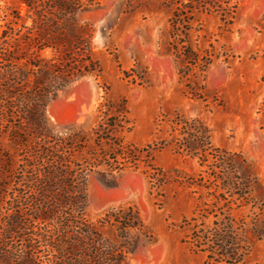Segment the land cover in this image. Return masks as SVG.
<instances>
[{
	"label": "rangeland",
	"instance_id": "rangeland-1",
	"mask_svg": "<svg viewBox=\"0 0 264 264\" xmlns=\"http://www.w3.org/2000/svg\"><path fill=\"white\" fill-rule=\"evenodd\" d=\"M231 1L238 8L231 25L217 13L195 15L186 40L200 59L209 55L212 63L206 72L200 65L190 66L187 77H181L182 57L172 47L173 9L167 0H102L78 13L79 21L94 29L93 57L101 73L60 91L48 103L46 115L57 134L81 132L85 151L99 149L95 130L117 124L110 139L120 142V150L132 154L134 163L119 158L121 171L103 167L90 174L86 216L97 223L112 208L138 210L146 233L132 230L126 241L110 226L100 229L112 242L129 244L126 264L230 262L211 255L200 239L216 220H205L202 212L217 202L201 185H210L217 194L211 173L218 169L212 160L201 166L198 158L178 148L184 138L182 123L200 121L212 146L242 157L264 187V0ZM15 9L26 13L17 1L0 0V35ZM187 84L199 85L203 99L193 97ZM8 143L0 140L11 150ZM224 204L218 207L236 223L235 264H264V214L240 201L223 209Z\"/></svg>",
	"mask_w": 264,
	"mask_h": 264
},
{
	"label": "trees",
	"instance_id": "trees-1",
	"mask_svg": "<svg viewBox=\"0 0 264 264\" xmlns=\"http://www.w3.org/2000/svg\"><path fill=\"white\" fill-rule=\"evenodd\" d=\"M12 1L24 5L26 13L15 9L0 35V140L7 139L12 150L0 145V264H126L129 244L112 242L100 229L110 226L126 241L132 230L146 233L138 210L112 208L97 223L86 216L90 174L103 167L121 171L124 164L119 158L125 164L134 163L132 154L110 139L117 124L95 130L94 144L99 149L85 151L87 140L81 132L57 134L46 115L48 103L60 91L101 73L93 57L94 29L81 23L78 13L102 0ZM166 4L173 9L170 32L172 47L182 57L181 77L188 76L192 65L206 72L211 56L200 59L186 40L195 15L217 13L231 25L237 4L231 0H167ZM47 50L52 57L42 56ZM186 86L193 97L203 99L197 93L199 85ZM181 131L184 138L178 148L198 158L201 166L212 160L218 169L211 173L220 190L217 194L210 185H201L217 202L202 212L205 220H216L205 227L200 239L211 255L235 264L232 236L236 223L219 203H225L224 209L240 201L264 214V187L242 157L212 146L209 131L200 121L182 123ZM103 144L110 149L104 150ZM75 154L83 158L78 161ZM237 159L245 169L243 174L238 172Z\"/></svg>",
	"mask_w": 264,
	"mask_h": 264
}]
</instances>
